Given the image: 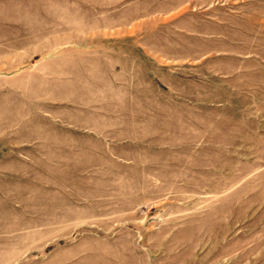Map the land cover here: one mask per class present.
<instances>
[{"label":"rangeland","instance_id":"rangeland-1","mask_svg":"<svg viewBox=\"0 0 264 264\" xmlns=\"http://www.w3.org/2000/svg\"><path fill=\"white\" fill-rule=\"evenodd\" d=\"M0 264H264V0H0Z\"/></svg>","mask_w":264,"mask_h":264}]
</instances>
